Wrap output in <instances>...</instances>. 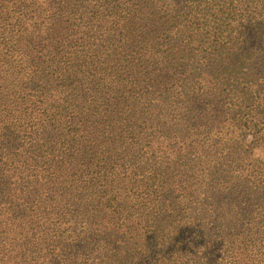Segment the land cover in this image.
<instances>
[{"label":"trees","instance_id":"16d2710c","mask_svg":"<svg viewBox=\"0 0 264 264\" xmlns=\"http://www.w3.org/2000/svg\"><path fill=\"white\" fill-rule=\"evenodd\" d=\"M0 264H264V0H0Z\"/></svg>","mask_w":264,"mask_h":264}]
</instances>
